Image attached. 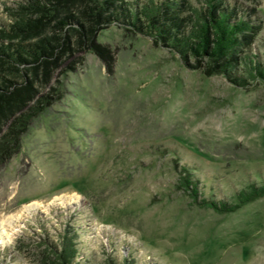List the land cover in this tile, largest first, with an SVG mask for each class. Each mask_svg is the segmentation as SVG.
Here are the masks:
<instances>
[{"label":"rangeland","instance_id":"374dc122","mask_svg":"<svg viewBox=\"0 0 264 264\" xmlns=\"http://www.w3.org/2000/svg\"><path fill=\"white\" fill-rule=\"evenodd\" d=\"M16 2L0 0V28ZM227 2L264 61V0ZM97 41L0 161V264H55L65 234L84 264H264V196L225 213L199 202L264 183V83L241 64L245 87L207 74L129 25Z\"/></svg>","mask_w":264,"mask_h":264},{"label":"trees","instance_id":"16d2710c","mask_svg":"<svg viewBox=\"0 0 264 264\" xmlns=\"http://www.w3.org/2000/svg\"><path fill=\"white\" fill-rule=\"evenodd\" d=\"M6 11L9 21L0 28V161L9 157L31 121L62 98L66 75L83 62L85 52L101 51L99 32L113 22L154 37L188 65L192 57L205 61L207 74H224L245 87L248 80L235 73L241 64L249 77L264 83V61L246 52L255 25L227 0L201 5L190 0H17ZM192 182L184 178L182 184L190 188ZM263 196L264 183H252L234 203L199 202L225 213ZM60 241V247H51L55 264H84L76 260L79 249L69 235Z\"/></svg>","mask_w":264,"mask_h":264},{"label":"bare ground","instance_id":"6f19581e","mask_svg":"<svg viewBox=\"0 0 264 264\" xmlns=\"http://www.w3.org/2000/svg\"><path fill=\"white\" fill-rule=\"evenodd\" d=\"M12 218H13V217H12ZM11 220H12V219H6L5 221H7L9 224H11V223H10ZM13 220H14V219H13ZM0 225L3 226V225H2V222L0 223ZM4 230H5V229H4ZM6 230H7V229H6ZM0 231H1V230H0ZM4 232H5V231H4ZM4 234H5V233H4Z\"/></svg>","mask_w":264,"mask_h":264}]
</instances>
